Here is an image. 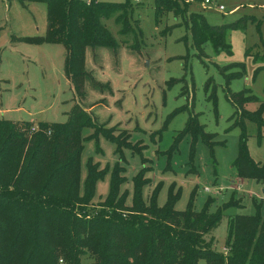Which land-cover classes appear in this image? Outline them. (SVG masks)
<instances>
[{
	"label": "trees",
	"instance_id": "obj_1",
	"mask_svg": "<svg viewBox=\"0 0 264 264\" xmlns=\"http://www.w3.org/2000/svg\"><path fill=\"white\" fill-rule=\"evenodd\" d=\"M40 2L46 8L44 35L17 37L18 41L33 44H60L64 48L63 72L74 94L86 97V86L113 94L108 82L97 81L86 70L87 49L106 48L116 51L118 43L103 23L114 18L121 25L120 33L129 34L133 25L142 35L138 20L132 18V5L97 0H18ZM188 0H153L154 16L160 18L172 12L191 33L197 56L210 42L215 51L230 53L226 33L244 24L241 17L222 25H211L198 12H188ZM133 23V24H132ZM264 56V55H263ZM225 79V95L235 108L226 128H240L237 155L232 161L236 174L243 179L264 183V164L255 162L247 148L246 123L256 126L258 142L263 138L264 102L249 89L231 92L230 82L245 75V64L230 63L218 67ZM258 71V69L256 70ZM178 79L171 78L172 85ZM204 90L218 115L216 84L206 79ZM257 102L255 110L245 105ZM188 108L180 106L171 111L158 133L167 128L171 119ZM64 122L12 121L0 119V264H264V201L254 200L253 214L237 213L228 221L225 247L227 253L212 248L206 235L222 219L223 212L244 205L236 190L220 205L208 195L201 209L196 210L195 186L184 210H177L181 188L176 183L168 187L163 205L157 203L161 182L152 190L148 201L142 188L150 183L146 173L151 166H142L132 177V198L126 202V192H120L125 182V167L116 162L111 169L108 194L96 206V184L108 167L100 168L91 160L80 182V158L86 138L97 139L101 134L115 144V153L124 160L123 150L141 152V141L131 143L127 130L97 124L90 111L75 103ZM89 128L92 132L83 136ZM186 136L191 137L190 161H193L195 142L201 140L213 152L215 134L206 132L197 114H190L183 128L173 137L163 153L168 159ZM143 161L145 159H142ZM168 161V160H167ZM144 163V162H143ZM215 205V210H212ZM85 261V262H83Z\"/></svg>",
	"mask_w": 264,
	"mask_h": 264
},
{
	"label": "rangeland",
	"instance_id": "obj_2",
	"mask_svg": "<svg viewBox=\"0 0 264 264\" xmlns=\"http://www.w3.org/2000/svg\"><path fill=\"white\" fill-rule=\"evenodd\" d=\"M97 1L122 3L127 0ZM188 1V12L201 13L211 25L248 17L241 27L227 31L225 39L231 46L230 53L215 51L207 42L203 54L198 57L190 31L172 12L157 21L153 0H129L131 20H138L142 35L134 25L129 34H121V25L111 17L104 19L103 23L118 43L116 51L106 48L86 51V70L97 81L108 82L113 94L87 85L86 97L80 99L64 75L62 45L12 40V37L44 35L47 23L45 4L0 0V119L33 121L34 124L38 121L64 122L71 107L78 102L90 111L97 124L108 128L116 126V132L127 130L131 143L141 141L145 145L141 152L124 149L122 160L115 153V144L101 134L97 139H85L80 158L82 187L88 160L99 164L100 168L108 167L105 176L96 184L94 206L108 194L110 172L117 161L125 167L126 180L120 192H126L129 204L132 177L144 165L151 166L146 173L150 183L142 188L144 200L148 201L152 190L161 182L156 200L163 205L168 187L174 182L181 188L175 204L180 211L185 209L195 186L196 210L201 209L208 195L216 199L215 205H220L237 189L235 196L244 206L225 210L219 224L205 236L206 240L212 239L214 250L226 254L228 249L224 242L229 218L237 213L253 214L256 210L254 200L264 201V183L253 179L237 182L240 177L232 167V161L237 155L240 128L225 132L233 122L229 117L235 108L226 98L225 79L218 67L244 63L245 75L230 82V91L249 89L260 102H264V0H210L208 4H204V0ZM218 5L224 10H218ZM208 77H212L216 84L217 116L204 90ZM171 78L178 81L169 86L167 82ZM180 106L188 108L174 116L160 136L152 134L160 130L167 115ZM257 106V102H251L245 108L252 111ZM190 114H197L205 131L214 133V140L222 144H216L211 152L199 137L191 162V137L186 136L168 159L163 152L172 144L173 137L183 128ZM246 130L251 158L264 164V129L261 142H258L253 123L247 122ZM91 132L86 128L83 136ZM198 264L206 262L199 259Z\"/></svg>",
	"mask_w": 264,
	"mask_h": 264
},
{
	"label": "built area",
	"instance_id": "obj_3",
	"mask_svg": "<svg viewBox=\"0 0 264 264\" xmlns=\"http://www.w3.org/2000/svg\"><path fill=\"white\" fill-rule=\"evenodd\" d=\"M208 3H210V0H204V4H208ZM217 8L220 11H223L224 10V7L222 5H218ZM206 191H208V190L206 189Z\"/></svg>",
	"mask_w": 264,
	"mask_h": 264
},
{
	"label": "crops",
	"instance_id": "obj_4",
	"mask_svg": "<svg viewBox=\"0 0 264 264\" xmlns=\"http://www.w3.org/2000/svg\"><path fill=\"white\" fill-rule=\"evenodd\" d=\"M46 31V30H45ZM19 37H24V36H19ZM15 38H17V37H12V40L14 41V40H17V39H15ZM243 178H239L238 180H237V182H240V180H242ZM232 183H233V181H232ZM235 183V182H234ZM233 188V187H232Z\"/></svg>",
	"mask_w": 264,
	"mask_h": 264
}]
</instances>
